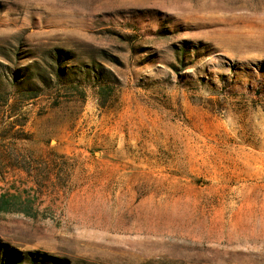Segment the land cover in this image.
<instances>
[{"label":"rangeland","instance_id":"obj_1","mask_svg":"<svg viewBox=\"0 0 264 264\" xmlns=\"http://www.w3.org/2000/svg\"><path fill=\"white\" fill-rule=\"evenodd\" d=\"M0 264H264V0H0Z\"/></svg>","mask_w":264,"mask_h":264},{"label":"trees","instance_id":"obj_2","mask_svg":"<svg viewBox=\"0 0 264 264\" xmlns=\"http://www.w3.org/2000/svg\"><path fill=\"white\" fill-rule=\"evenodd\" d=\"M1 202H3V198L1 199ZM2 206H4V207H2ZM2 206H1V211L6 212L7 211L6 206L3 203H2Z\"/></svg>","mask_w":264,"mask_h":264}]
</instances>
